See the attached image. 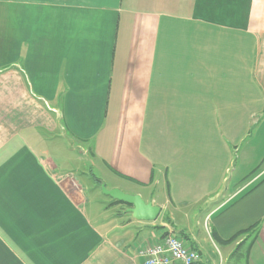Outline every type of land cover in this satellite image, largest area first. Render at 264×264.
I'll return each mask as SVG.
<instances>
[{
	"label": "crops",
	"instance_id": "obj_1",
	"mask_svg": "<svg viewBox=\"0 0 264 264\" xmlns=\"http://www.w3.org/2000/svg\"><path fill=\"white\" fill-rule=\"evenodd\" d=\"M263 160L264 0H0V264H264Z\"/></svg>",
	"mask_w": 264,
	"mask_h": 264
},
{
	"label": "built area",
	"instance_id": "obj_2",
	"mask_svg": "<svg viewBox=\"0 0 264 264\" xmlns=\"http://www.w3.org/2000/svg\"><path fill=\"white\" fill-rule=\"evenodd\" d=\"M137 255L143 258L142 264H206L200 258L199 252L188 246L186 241L174 232L160 241L142 246Z\"/></svg>",
	"mask_w": 264,
	"mask_h": 264
},
{
	"label": "water",
	"instance_id": "obj_3",
	"mask_svg": "<svg viewBox=\"0 0 264 264\" xmlns=\"http://www.w3.org/2000/svg\"><path fill=\"white\" fill-rule=\"evenodd\" d=\"M103 192L127 207V212L139 220L155 221L161 213V207L154 205L152 202H146L139 194L126 193L119 188L108 189L102 184Z\"/></svg>",
	"mask_w": 264,
	"mask_h": 264
},
{
	"label": "trees",
	"instance_id": "obj_4",
	"mask_svg": "<svg viewBox=\"0 0 264 264\" xmlns=\"http://www.w3.org/2000/svg\"><path fill=\"white\" fill-rule=\"evenodd\" d=\"M115 202L118 203L117 201H115ZM255 228H256V224L252 225L246 229L240 230L237 233H235L229 240H223V239L218 238V237H217V239L220 243L231 242V241L238 239L241 235H243L245 233H248V232L253 233ZM254 239H255V237L252 239V241L250 242V244L247 247H245V244H246V241L248 240V238L243 240L237 246V248L234 250V252L230 256V260L233 262V264L242 263V261L248 256V253L250 251L251 245L254 242Z\"/></svg>",
	"mask_w": 264,
	"mask_h": 264
},
{
	"label": "rangeland",
	"instance_id": "obj_5",
	"mask_svg": "<svg viewBox=\"0 0 264 264\" xmlns=\"http://www.w3.org/2000/svg\"><path fill=\"white\" fill-rule=\"evenodd\" d=\"M229 145V147H230V145H231V143H229L228 144ZM233 157V156H232ZM263 162H264V160H263ZM264 168V163H263V166L261 167V168H259L260 169V171L262 170ZM259 169H257V170H259ZM230 172L229 173H227V175H229L230 176ZM101 192V197H100V201H102V200H104L105 202H106V200H109L110 199V197H108L104 192H102V191H100ZM159 194H161L162 192H158ZM94 199H93V197H92V201H93ZM99 205H102V203L100 202V204ZM125 206H123V205H121L120 206V209L121 208H124ZM180 209L181 208H174V207H172L171 208V213L173 214V216L172 217H174V219L176 220V226L179 228V229H182L183 230V226L184 225H187V222H184V218L181 216V214L179 213V211H180ZM164 213H167V212H164ZM162 214H163V212H162ZM168 215H170V212L168 211V213H167V216ZM239 216H241V212H238V210H235V211H233V218H239ZM193 225H195L196 226V222L195 223H193ZM202 229L201 230H203V232H204V234H206V230H205V227H204V222H203V220H202V223H201V226H200ZM198 229V228H197ZM196 229V231H198ZM247 264V263H246Z\"/></svg>",
	"mask_w": 264,
	"mask_h": 264
}]
</instances>
